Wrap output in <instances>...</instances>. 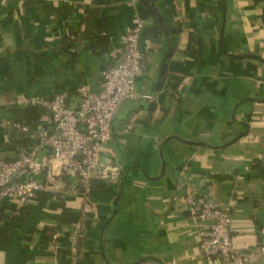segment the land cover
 <instances>
[{
	"label": "crops",
	"instance_id": "1",
	"mask_svg": "<svg viewBox=\"0 0 264 264\" xmlns=\"http://www.w3.org/2000/svg\"><path fill=\"white\" fill-rule=\"evenodd\" d=\"M154 1L160 21L140 0H0V103L64 92L76 109L77 88L99 91L101 71L118 61L138 20L146 21L139 48L150 68L136 91L153 96L122 103L112 122L102 161L123 167L117 183L94 181L85 202L74 179L60 176L56 191L31 204L0 202V264H202L198 230L178 199L182 184L231 206L239 249L264 244V0ZM86 8L105 26L104 50L88 49ZM68 27L79 31L72 42ZM20 145L29 142L13 134L5 143L0 130V157L14 160ZM83 209L87 238L71 262L68 219Z\"/></svg>",
	"mask_w": 264,
	"mask_h": 264
},
{
	"label": "built area",
	"instance_id": "2",
	"mask_svg": "<svg viewBox=\"0 0 264 264\" xmlns=\"http://www.w3.org/2000/svg\"><path fill=\"white\" fill-rule=\"evenodd\" d=\"M146 21L138 20L124 37L118 61L100 73L98 92L86 86L76 90L78 105L69 107L67 94L55 92L51 97L22 96L0 103V130L5 143L12 135L27 140L29 145L16 149L14 160L0 157V202L8 199L19 205L31 204L43 193H53L57 177L74 179L75 191L83 201L89 198L92 184L100 181L117 183L122 168L102 161L112 141L111 124L125 100L153 96L139 94L136 84L149 68V61L139 48ZM39 109L43 112L35 125L12 121L2 116L13 110ZM41 153H46L40 157ZM41 158V159H40ZM56 167L59 174L55 173ZM37 175L40 179L24 176ZM59 175V176H58ZM179 202L198 230L202 264H256L264 254V244L256 251L239 249L231 237V206H218L201 200L196 193L180 186ZM77 222L66 231L68 259L74 262L81 244L87 238L84 209Z\"/></svg>",
	"mask_w": 264,
	"mask_h": 264
},
{
	"label": "trees",
	"instance_id": "3",
	"mask_svg": "<svg viewBox=\"0 0 264 264\" xmlns=\"http://www.w3.org/2000/svg\"><path fill=\"white\" fill-rule=\"evenodd\" d=\"M96 15H97V11H95L93 9H87V8L85 9V18H84V23H83L84 24V30L82 32L83 35L86 36L85 39L88 41V49L93 51V52L97 49L104 50L108 45V39H107L106 32H105V26L101 22L97 23V21L95 20ZM159 15H160V13H158V16ZM158 16L157 17L155 16V17L157 18L158 21H160ZM68 28H69V36L65 40L67 42L68 41L72 42L74 39H77L79 31H76L72 27H68ZM170 30H171V28H170ZM176 35H177V33L176 32L174 33L171 30L169 37L173 38ZM68 45L69 44L66 45V43H65V48L64 47L60 48L59 53L65 52L69 48ZM170 46H172L171 51H174L175 42L173 41ZM57 53H58V49H57ZM130 100H125L123 103L129 102ZM137 107H140V104H137ZM26 113H27V115H26L25 119H21L22 118L21 115L15 114V119H16L15 121L19 122L20 120L21 121L24 120L25 121V122L23 121L24 123H26L29 126H33L36 124V122L38 121L40 116L43 115V112L39 109H29ZM116 116H117V114H116ZM115 117H114V119H115ZM115 120H117V119H115ZM78 218H79L78 214H72V216L69 217V219H68L70 221L69 226H71L75 222H77Z\"/></svg>",
	"mask_w": 264,
	"mask_h": 264
},
{
	"label": "water",
	"instance_id": "4",
	"mask_svg": "<svg viewBox=\"0 0 264 264\" xmlns=\"http://www.w3.org/2000/svg\"><path fill=\"white\" fill-rule=\"evenodd\" d=\"M140 1L143 4V6L145 7V9L147 10V12L151 13L152 15H154L156 17L158 16L157 4L155 3L154 0H140ZM172 54L173 53H169V54H167L166 58H164V62H163V65H162V70H161V73H160V76H159L160 83H159V85H158V87L156 89L157 91H160V89H161L162 82L165 79L164 75H165V72H166L167 60L169 59V57ZM111 133H112V136H113L112 124H111ZM120 167L122 168V171H123V167L121 165H120ZM114 206H116V204Z\"/></svg>",
	"mask_w": 264,
	"mask_h": 264
}]
</instances>
